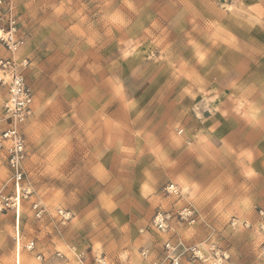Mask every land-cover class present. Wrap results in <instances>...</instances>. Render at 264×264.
<instances>
[{"label": "rangeland", "instance_id": "1", "mask_svg": "<svg viewBox=\"0 0 264 264\" xmlns=\"http://www.w3.org/2000/svg\"><path fill=\"white\" fill-rule=\"evenodd\" d=\"M259 4L14 0L0 60L28 61L34 102L20 181L0 148V264H264Z\"/></svg>", "mask_w": 264, "mask_h": 264}, {"label": "built area", "instance_id": "2", "mask_svg": "<svg viewBox=\"0 0 264 264\" xmlns=\"http://www.w3.org/2000/svg\"><path fill=\"white\" fill-rule=\"evenodd\" d=\"M6 36H1L3 42L8 48L14 51L19 42L15 37L14 33V18H10V30L6 33ZM2 70L9 72L10 83H9V97L4 103V116H0V148H4L8 151V158L11 167L15 172V178L20 181L23 177V161L26 153V139L21 129L22 124L26 121L27 117L31 113L32 104L34 102V92L29 85L25 69L28 61L22 60L16 61L14 58L8 60H0ZM4 78H0L2 80ZM6 82V81H4ZM4 119H9V125L3 127L1 122ZM168 190L171 193L179 194V187L175 184H170ZM185 214H189V209H184ZM165 220L163 214H159L156 218V224L160 228H165ZM179 244L169 240L166 243L167 250L173 252L177 249ZM194 251L197 252V250ZM154 264H159L155 262ZM166 264H179V259L176 256H171L170 260Z\"/></svg>", "mask_w": 264, "mask_h": 264}, {"label": "snow or ice", "instance_id": "3", "mask_svg": "<svg viewBox=\"0 0 264 264\" xmlns=\"http://www.w3.org/2000/svg\"><path fill=\"white\" fill-rule=\"evenodd\" d=\"M229 2H231V0H229ZM244 3L245 4H253V3H256V0H244ZM128 7H130V5H128ZM259 7H261L262 9H264V0H260ZM55 11H56L57 14H60L62 12V8H56ZM113 23L116 26H119L122 23V21L120 20L119 17H115L114 20H113ZM201 61H203V57H201ZM251 99L252 100H256L257 98L256 97H251ZM259 102L262 105H264V99L260 100ZM225 106L230 108L231 107V103L230 102H226ZM34 135L36 137H39L41 135V130L38 129V128L35 129L34 130ZM149 180H150V178H149ZM146 187H147V185H146ZM8 243L14 245L15 241H9Z\"/></svg>", "mask_w": 264, "mask_h": 264}, {"label": "bare ground", "instance_id": "4", "mask_svg": "<svg viewBox=\"0 0 264 264\" xmlns=\"http://www.w3.org/2000/svg\"><path fill=\"white\" fill-rule=\"evenodd\" d=\"M11 9H12V11H13V12H12V13H13L12 16H13V18H14V4H13L12 2H11ZM18 200H19V199H18ZM19 202H20V201H18V203H19ZM18 208H19V207H18Z\"/></svg>", "mask_w": 264, "mask_h": 264}, {"label": "crops", "instance_id": "5", "mask_svg": "<svg viewBox=\"0 0 264 264\" xmlns=\"http://www.w3.org/2000/svg\"><path fill=\"white\" fill-rule=\"evenodd\" d=\"M12 3L14 4V0H12ZM20 209V207L18 208V210Z\"/></svg>", "mask_w": 264, "mask_h": 264}]
</instances>
